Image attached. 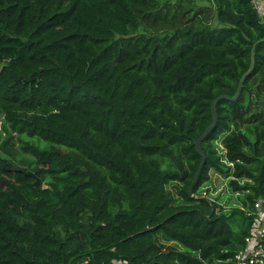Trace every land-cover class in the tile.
I'll list each match as a JSON object with an SVG mask.
<instances>
[{
    "label": "trees",
    "instance_id": "trees-1",
    "mask_svg": "<svg viewBox=\"0 0 264 264\" xmlns=\"http://www.w3.org/2000/svg\"><path fill=\"white\" fill-rule=\"evenodd\" d=\"M260 200L264 8L0 0V264H236Z\"/></svg>",
    "mask_w": 264,
    "mask_h": 264
},
{
    "label": "built area",
    "instance_id": "built-area-1",
    "mask_svg": "<svg viewBox=\"0 0 264 264\" xmlns=\"http://www.w3.org/2000/svg\"><path fill=\"white\" fill-rule=\"evenodd\" d=\"M254 8L261 11L264 8L263 0H249ZM256 219L253 225L251 236L247 239V249L237 256L236 264H256L264 261V246L261 241L264 239V201L260 200L255 204ZM81 264H89L88 261Z\"/></svg>",
    "mask_w": 264,
    "mask_h": 264
},
{
    "label": "water",
    "instance_id": "water-1",
    "mask_svg": "<svg viewBox=\"0 0 264 264\" xmlns=\"http://www.w3.org/2000/svg\"><path fill=\"white\" fill-rule=\"evenodd\" d=\"M254 54H255V52H254V49H253L252 56H251V66H250V69L241 78L240 83H239V86H238V90H237L235 96L234 97H230L228 95H222V96L218 97L214 101V103L212 104V116H213L212 123L206 128V130L203 132V134L200 136V138L194 142V145L196 146V150H197L198 154L200 156H202L203 160H202V163H201V165L199 167V170H198V172H197V174L195 176V179L192 182V184H191V186H190V188L188 190V192H189L190 195H192L193 189H194V187L196 186V184L198 183V181L200 179L202 170H203V168L205 166V163H206V160H207V155H206V153L202 149V143L207 138V136L216 128V126L218 124L217 104L221 100L236 101L240 97L241 92H242V88L244 86V82L247 79V77L252 73V71H253V69L255 67ZM17 168H19V167H17ZM21 170L24 171V169H21ZM30 175H32V174H30ZM41 183H42L41 180L38 179L37 182L35 183V186H38Z\"/></svg>",
    "mask_w": 264,
    "mask_h": 264
},
{
    "label": "rangeland",
    "instance_id": "rangeland-1",
    "mask_svg": "<svg viewBox=\"0 0 264 264\" xmlns=\"http://www.w3.org/2000/svg\"><path fill=\"white\" fill-rule=\"evenodd\" d=\"M227 182L228 181L222 176L211 173V180L204 187V190H206L204 195L206 194V196L210 197V199L214 201L220 199V202L223 205L226 204L228 200H231L234 204L235 196L230 195ZM168 190L177 202L185 201L184 197L180 195V192L182 191V186L180 184L171 182L168 185ZM207 190H209V193H207Z\"/></svg>",
    "mask_w": 264,
    "mask_h": 264
}]
</instances>
